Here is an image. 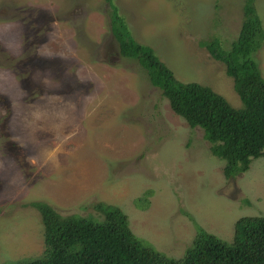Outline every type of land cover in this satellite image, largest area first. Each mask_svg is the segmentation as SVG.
Returning a JSON list of instances; mask_svg holds the SVG:
<instances>
[{"label":"rangeland","instance_id":"rangeland-1","mask_svg":"<svg viewBox=\"0 0 264 264\" xmlns=\"http://www.w3.org/2000/svg\"><path fill=\"white\" fill-rule=\"evenodd\" d=\"M114 2L179 80L240 104L200 41L218 36L228 48L245 0ZM256 5L264 25V0ZM110 11L108 0H0V264L44 251L33 201L63 215L118 205L137 236L176 258L195 223L231 241L240 218L264 216V157L227 178L204 130L172 110L138 60L121 56ZM257 57L264 75V46ZM147 190L150 206L138 209Z\"/></svg>","mask_w":264,"mask_h":264},{"label":"trees","instance_id":"trees-1","mask_svg":"<svg viewBox=\"0 0 264 264\" xmlns=\"http://www.w3.org/2000/svg\"><path fill=\"white\" fill-rule=\"evenodd\" d=\"M108 2L121 56L138 60L172 110L190 127L204 130L211 153L225 162L227 178L248 171L254 159L264 157V75L257 57L264 46V25L256 0H245L241 29L228 48L218 36L200 41L213 59L225 65L240 98L238 106L211 86L179 80L151 47L135 40L114 0ZM152 193L147 190L135 206L148 209ZM31 205L41 215L45 249L41 255L6 264H264V216L240 218L231 241L195 223L191 246L176 258L137 236L129 215L118 205L96 201L83 206L92 210L85 215H63L46 201Z\"/></svg>","mask_w":264,"mask_h":264}]
</instances>
